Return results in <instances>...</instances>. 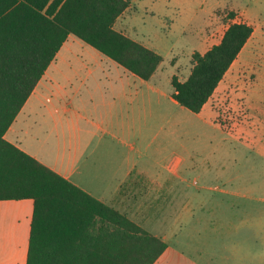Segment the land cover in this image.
<instances>
[{"label":"crops","instance_id":"1","mask_svg":"<svg viewBox=\"0 0 264 264\" xmlns=\"http://www.w3.org/2000/svg\"><path fill=\"white\" fill-rule=\"evenodd\" d=\"M149 4L158 9V19L155 12L146 20L130 10ZM168 7L166 0H132L115 27L161 55L169 53ZM245 13L243 22L264 24L261 2H250ZM253 34L202 110L186 114L180 127L192 119L220 128L211 100L225 81H234L233 68ZM85 44L68 36L5 138L162 238L167 247L153 264H264L262 187L241 193L204 186L212 190L205 193L195 182L189 195L192 183L178 175L185 158L173 159L168 145L154 144L152 131L166 132L172 118L151 95L158 89L153 78L162 72L165 56L146 80ZM212 46L201 44L198 51L203 54ZM259 53L251 49L248 56ZM174 91L171 98L177 102ZM247 132V143L262 151L264 128ZM236 197L246 200L242 208ZM33 217V198L0 199V264H27Z\"/></svg>","mask_w":264,"mask_h":264},{"label":"trees","instance_id":"2","mask_svg":"<svg viewBox=\"0 0 264 264\" xmlns=\"http://www.w3.org/2000/svg\"><path fill=\"white\" fill-rule=\"evenodd\" d=\"M131 0H0V199L33 198L27 264H153L167 243L40 162L5 133L70 34L149 80L163 61L117 30ZM254 31L233 22L219 43L193 53L173 97L200 112Z\"/></svg>","mask_w":264,"mask_h":264},{"label":"rangeland","instance_id":"3","mask_svg":"<svg viewBox=\"0 0 264 264\" xmlns=\"http://www.w3.org/2000/svg\"><path fill=\"white\" fill-rule=\"evenodd\" d=\"M166 2L169 5L166 26L170 36V52L162 54L165 56L162 72L152 80L158 89L151 95L156 98V105L160 104L171 111L172 118L166 132L158 135L156 130L152 131L155 136L154 144L168 145L173 159L185 158L178 175L192 183L187 191L189 195L196 188L195 182L199 187L218 186L241 193L250 187L252 191L260 192L259 188L262 187L261 194H264V149L261 151L252 148L247 143L249 137L245 136L249 129L264 128V24L259 21L252 24L253 38L233 68L234 81L230 84L225 81L211 100L210 106L217 113L216 122L220 128L192 119H188L185 127H180L178 122L186 114H193L172 100L174 87L169 81L173 75L182 80L187 78L194 63L193 53L198 51V47L201 44L207 47L219 42L231 23L244 20L245 10L250 2H261L264 5V0ZM130 10L140 12L139 17L145 15L146 20L153 15L159 18L158 9L151 4L148 7L136 5ZM151 12L155 13L151 15ZM256 14L258 13H252ZM251 49L260 51V55L248 56ZM211 191L208 187L202 190L205 193ZM244 201L246 200L241 197L235 199L240 208ZM211 202L217 203V200L213 199ZM177 205L179 209L182 208L181 201ZM252 205L254 209H258L255 201H252Z\"/></svg>","mask_w":264,"mask_h":264},{"label":"built area","instance_id":"4","mask_svg":"<svg viewBox=\"0 0 264 264\" xmlns=\"http://www.w3.org/2000/svg\"><path fill=\"white\" fill-rule=\"evenodd\" d=\"M248 117V116H247Z\"/></svg>","mask_w":264,"mask_h":264}]
</instances>
